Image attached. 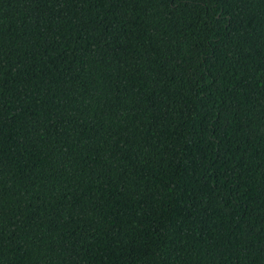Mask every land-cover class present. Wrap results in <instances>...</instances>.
Listing matches in <instances>:
<instances>
[{
    "label": "trees",
    "instance_id": "obj_1",
    "mask_svg": "<svg viewBox=\"0 0 264 264\" xmlns=\"http://www.w3.org/2000/svg\"><path fill=\"white\" fill-rule=\"evenodd\" d=\"M0 264H264V0H0Z\"/></svg>",
    "mask_w": 264,
    "mask_h": 264
}]
</instances>
